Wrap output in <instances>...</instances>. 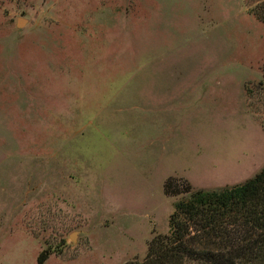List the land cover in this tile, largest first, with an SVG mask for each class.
<instances>
[{
  "label": "rangeland",
  "instance_id": "rangeland-1",
  "mask_svg": "<svg viewBox=\"0 0 264 264\" xmlns=\"http://www.w3.org/2000/svg\"><path fill=\"white\" fill-rule=\"evenodd\" d=\"M253 1L0 0V264L142 260L168 180L264 167Z\"/></svg>",
  "mask_w": 264,
  "mask_h": 264
},
{
  "label": "trees",
  "instance_id": "trees-1",
  "mask_svg": "<svg viewBox=\"0 0 264 264\" xmlns=\"http://www.w3.org/2000/svg\"><path fill=\"white\" fill-rule=\"evenodd\" d=\"M254 2L248 13L264 22V0ZM260 86L264 91V74ZM180 182L170 179L164 185L167 196L186 195L173 205L168 232L151 239L142 260L124 264H264V167L221 190H194L184 182L179 193Z\"/></svg>",
  "mask_w": 264,
  "mask_h": 264
},
{
  "label": "water",
  "instance_id": "water-1",
  "mask_svg": "<svg viewBox=\"0 0 264 264\" xmlns=\"http://www.w3.org/2000/svg\"><path fill=\"white\" fill-rule=\"evenodd\" d=\"M22 25H23L22 21H18L17 27H22ZM70 238L73 239L74 238V235H71Z\"/></svg>",
  "mask_w": 264,
  "mask_h": 264
}]
</instances>
